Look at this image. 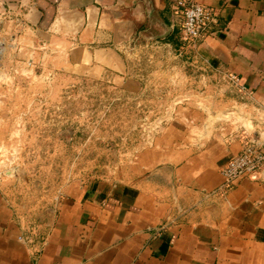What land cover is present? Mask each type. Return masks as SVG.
<instances>
[{
	"label": "crops",
	"instance_id": "0c3cea01",
	"mask_svg": "<svg viewBox=\"0 0 264 264\" xmlns=\"http://www.w3.org/2000/svg\"><path fill=\"white\" fill-rule=\"evenodd\" d=\"M177 1L0 0V55L15 46L57 73L139 91L128 53L176 41ZM185 1L216 17L197 60L253 96L244 135L179 110L131 176L72 185L30 218L46 237L41 249L19 241L29 220L0 179V264H264V173L234 187L221 173L264 123V0Z\"/></svg>",
	"mask_w": 264,
	"mask_h": 264
},
{
	"label": "rangeland",
	"instance_id": "374dc122",
	"mask_svg": "<svg viewBox=\"0 0 264 264\" xmlns=\"http://www.w3.org/2000/svg\"><path fill=\"white\" fill-rule=\"evenodd\" d=\"M15 48L0 55V179L28 219L72 185L131 176L181 109L243 135L251 118L253 96L172 44L132 46L133 78L143 87L132 92L57 73Z\"/></svg>",
	"mask_w": 264,
	"mask_h": 264
},
{
	"label": "built area",
	"instance_id": "2783aa9c",
	"mask_svg": "<svg viewBox=\"0 0 264 264\" xmlns=\"http://www.w3.org/2000/svg\"><path fill=\"white\" fill-rule=\"evenodd\" d=\"M172 26L177 30L176 41L179 48L195 54V49L213 31L216 17L208 7L185 0H179L172 8ZM7 45L6 40L0 41V50ZM224 72V71H223ZM228 80L238 86L244 93L252 96L241 86L238 79L225 73ZM221 173L226 180L227 186H237L242 181L254 179L256 175L264 173V127L253 137L244 140L239 154L233 157L222 169ZM29 220L28 225L23 226V235L19 241L30 249H41L46 242V237L39 235L36 224ZM38 245V246H37Z\"/></svg>",
	"mask_w": 264,
	"mask_h": 264
},
{
	"label": "water",
	"instance_id": "95a60500",
	"mask_svg": "<svg viewBox=\"0 0 264 264\" xmlns=\"http://www.w3.org/2000/svg\"><path fill=\"white\" fill-rule=\"evenodd\" d=\"M171 34V29L170 28H166L161 35H159L156 40H163L166 39L167 37H169Z\"/></svg>",
	"mask_w": 264,
	"mask_h": 264
},
{
	"label": "trees",
	"instance_id": "16d2710c",
	"mask_svg": "<svg viewBox=\"0 0 264 264\" xmlns=\"http://www.w3.org/2000/svg\"><path fill=\"white\" fill-rule=\"evenodd\" d=\"M171 44H173L174 49L178 50L179 49V43L177 41H173L172 38L170 40Z\"/></svg>",
	"mask_w": 264,
	"mask_h": 264
},
{
	"label": "bare ground",
	"instance_id": "6f19581e",
	"mask_svg": "<svg viewBox=\"0 0 264 264\" xmlns=\"http://www.w3.org/2000/svg\"><path fill=\"white\" fill-rule=\"evenodd\" d=\"M3 53V52H2Z\"/></svg>",
	"mask_w": 264,
	"mask_h": 264
}]
</instances>
